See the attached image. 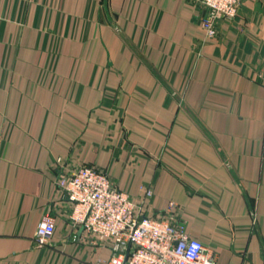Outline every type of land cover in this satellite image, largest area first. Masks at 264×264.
I'll return each mask as SVG.
<instances>
[{
  "label": "crops",
  "instance_id": "obj_1",
  "mask_svg": "<svg viewBox=\"0 0 264 264\" xmlns=\"http://www.w3.org/2000/svg\"><path fill=\"white\" fill-rule=\"evenodd\" d=\"M204 14L199 0H0V264L108 257L56 184L80 164L216 264H264V0L213 36Z\"/></svg>",
  "mask_w": 264,
  "mask_h": 264
},
{
  "label": "built area",
  "instance_id": "obj_2",
  "mask_svg": "<svg viewBox=\"0 0 264 264\" xmlns=\"http://www.w3.org/2000/svg\"><path fill=\"white\" fill-rule=\"evenodd\" d=\"M199 1L205 10L200 23L207 36L215 35L219 20L233 18L242 2ZM56 184L72 204L69 219L74 227H81L79 239L109 252L107 258L98 259L99 264H216L214 253L198 238L180 224L147 215L100 169L83 164L72 170L61 167ZM173 206L170 202L168 208ZM54 230V217L43 214L35 241L49 244Z\"/></svg>",
  "mask_w": 264,
  "mask_h": 264
}]
</instances>
